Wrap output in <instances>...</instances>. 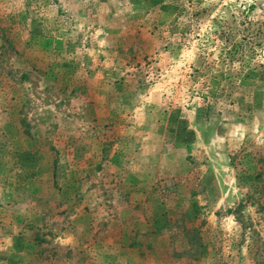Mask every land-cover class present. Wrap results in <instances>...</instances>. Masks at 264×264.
I'll use <instances>...</instances> for the list:
<instances>
[{"label": "rangeland", "instance_id": "obj_1", "mask_svg": "<svg viewBox=\"0 0 264 264\" xmlns=\"http://www.w3.org/2000/svg\"><path fill=\"white\" fill-rule=\"evenodd\" d=\"M0 264H264V0H0Z\"/></svg>", "mask_w": 264, "mask_h": 264}]
</instances>
